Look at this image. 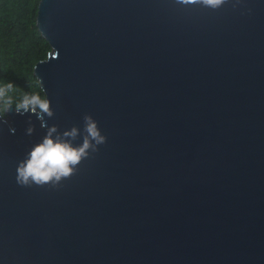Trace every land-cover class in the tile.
<instances>
[{"label": "water", "instance_id": "obj_1", "mask_svg": "<svg viewBox=\"0 0 264 264\" xmlns=\"http://www.w3.org/2000/svg\"><path fill=\"white\" fill-rule=\"evenodd\" d=\"M36 25L47 124L90 114L107 141L62 186L22 187L46 128L6 114L0 264H264V0H40Z\"/></svg>", "mask_w": 264, "mask_h": 264}, {"label": "clouds", "instance_id": "obj_2", "mask_svg": "<svg viewBox=\"0 0 264 264\" xmlns=\"http://www.w3.org/2000/svg\"><path fill=\"white\" fill-rule=\"evenodd\" d=\"M175 2L185 7L200 5L207 9L218 10L229 3V0H175ZM240 3L241 0H232L234 8ZM16 88L10 81L0 86V111L5 113L0 116V121L7 124L6 114L10 111L21 116L31 113L40 121V127L46 128V134L41 141L31 148L23 160L19 161L16 168V182L22 187L47 185L58 188L62 186L63 180L69 179L78 172V166L83 160L99 151V146L106 143L107 137L101 133L98 121L90 114L84 115L82 130L73 126L61 132L57 125L49 126L45 117L52 118L54 111L47 95L42 98L39 93H26L14 104L10 93ZM9 131L15 133V128L9 125ZM33 132L34 126L29 117L26 134L31 135ZM81 136L82 143H74L77 137Z\"/></svg>", "mask_w": 264, "mask_h": 264}, {"label": "trees", "instance_id": "obj_3", "mask_svg": "<svg viewBox=\"0 0 264 264\" xmlns=\"http://www.w3.org/2000/svg\"><path fill=\"white\" fill-rule=\"evenodd\" d=\"M39 1L0 0V86L10 81L17 87L10 93L14 104L26 93L45 98L34 74L51 48L36 25Z\"/></svg>", "mask_w": 264, "mask_h": 264}]
</instances>
